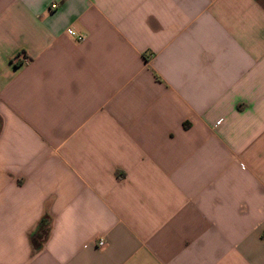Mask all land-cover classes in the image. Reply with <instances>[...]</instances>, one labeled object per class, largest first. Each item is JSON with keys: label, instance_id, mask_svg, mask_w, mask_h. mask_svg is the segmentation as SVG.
<instances>
[{"label": "crops", "instance_id": "obj_1", "mask_svg": "<svg viewBox=\"0 0 264 264\" xmlns=\"http://www.w3.org/2000/svg\"><path fill=\"white\" fill-rule=\"evenodd\" d=\"M0 264H264V0H0Z\"/></svg>", "mask_w": 264, "mask_h": 264}, {"label": "built area", "instance_id": "obj_2", "mask_svg": "<svg viewBox=\"0 0 264 264\" xmlns=\"http://www.w3.org/2000/svg\"><path fill=\"white\" fill-rule=\"evenodd\" d=\"M52 8H55V6H52ZM67 33H68L70 36L76 38V39L79 40V41L83 39L82 36L77 35L72 29H67ZM13 61H14L15 64H19V65H21V64H24V63L28 62V61H29V57L26 55V53H24V52H20V53H18V54L13 58ZM105 246H106V242H105V240H103V239H99V240L97 241V247H98L99 249H103Z\"/></svg>", "mask_w": 264, "mask_h": 264}]
</instances>
